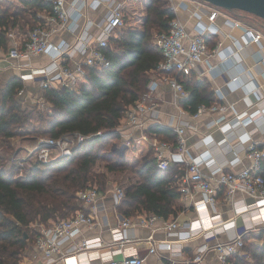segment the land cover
Instances as JSON below:
<instances>
[{
	"label": "built area",
	"instance_id": "built-area-1",
	"mask_svg": "<svg viewBox=\"0 0 264 264\" xmlns=\"http://www.w3.org/2000/svg\"><path fill=\"white\" fill-rule=\"evenodd\" d=\"M50 3L49 11L37 13L39 20L28 33L16 35L8 31L6 37L8 45L4 49L0 46V54L5 60L17 61L15 69L19 73L22 82L37 83L39 88H70L77 89L79 81L88 69H102L109 65V59L105 48L111 36L117 34V30L125 24L124 9L127 0H114V4L107 5L104 0H43ZM196 6L202 4L211 5L208 14V23H199L196 33L190 36L184 26L174 16L169 21V30L155 32L152 43L158 47L163 55L158 69L163 71L164 80L169 85L180 113L184 108L179 100L186 98L189 91L178 81L177 74L190 75L193 71L202 74L198 63L203 56H211L216 53L218 47L209 48L205 36L209 33H217L218 28L214 25L215 18L223 11L203 0H185ZM170 7L175 10V0H168ZM105 5L106 12L97 19L88 15L89 9L96 10ZM224 23L229 26L244 27L238 20L226 18ZM92 28L97 31L91 32ZM66 31L73 36L72 41L62 39L58 43L52 41V36L59 31ZM247 43L260 45L261 34L251 32L244 28ZM219 46V45H218ZM46 54L48 61L35 64L34 61L41 55ZM77 56L80 59L76 58ZM224 58L225 57L224 55ZM173 73V74H172ZM157 83L150 80L147 90L134 103L129 105L119 119L117 131L121 138L129 135L135 129L141 132L138 139L145 140L152 148L156 166L162 170L177 165L183 174L178 178L180 200L187 208L195 213V218L180 222L172 218H163L154 214H142L138 216L124 217L112 231L110 241H104L100 236L84 238L77 242L75 249L71 252H63L62 246L65 242L78 235L81 225L94 227L99 224L98 214L106 205L103 200V191L91 186L76 192L81 203L79 209L65 218H58L44 223H35L38 235L32 246L31 259L34 264H79L80 253L85 251H97L98 253H110L113 257L108 264H143L145 258L140 256L136 250L127 251L123 249L126 242L131 241L125 233L127 227L138 225L152 227L156 220L162 222L165 231L164 239H156L153 234L148 235L144 241L147 244L149 254H157L159 258L167 261V264H198L206 253L212 251L216 254L219 264H230L232 255H243V236L245 232H238L232 239L218 240L215 228L223 230L237 227V218L244 212L254 211L251 219L264 221V176L261 173L264 162V138L260 141H251L247 134L239 135V140L246 144L245 156L249 165L237 172L224 171L221 167L212 169L207 175L201 171L203 164L212 161L211 154L203 151L191 155L187 146L186 129H196L193 124L187 126H171L175 134L173 143L158 139L155 135L149 136L145 133L147 116L153 111L158 102L154 98L153 91ZM24 87L18 91L21 95ZM221 109L217 103L207 105L200 103L194 112H189L192 119H197L203 112L214 113ZM264 111V110H263ZM263 111L253 113H235L231 121L232 125L250 123L252 120H264ZM224 120L223 115L217 116L210 125L219 126ZM170 127V126H169ZM130 131V132H129ZM83 136H64L60 138L42 137L36 145L38 161L47 164L51 160L69 156L76 144L83 140ZM128 139V138H127ZM205 144L212 141L211 134L202 137ZM128 141V140H127ZM225 140H220L219 143ZM76 142V144H75ZM129 142V141H128ZM234 158L231 163H235ZM222 194V201L233 205L235 192H242L252 198L250 204L244 206H232L233 217L223 219L222 214L217 211L219 202L218 193ZM198 195H200L198 197ZM125 196L124 188L115 185L112 191V202L118 206ZM194 232V233H193ZM198 233L204 242L197 246L192 254H187L182 246H174L175 242H184ZM215 240L214 242H211ZM30 247V248H31ZM166 253V254H165ZM122 254L121 258L115 255ZM182 259L179 260L178 258ZM27 255L23 254L20 264ZM29 258V257H28Z\"/></svg>",
	"mask_w": 264,
	"mask_h": 264
},
{
	"label": "trees",
	"instance_id": "trees-1",
	"mask_svg": "<svg viewBox=\"0 0 264 264\" xmlns=\"http://www.w3.org/2000/svg\"><path fill=\"white\" fill-rule=\"evenodd\" d=\"M19 1L31 10L27 16L32 27L39 22L37 13L51 8L43 0ZM7 2L0 0V46L4 49L8 45L6 33L18 27L23 18L10 12ZM225 11L255 16L237 9ZM174 16L168 0H150L145 17L131 24L125 22L111 36L105 48L107 67L88 69L77 89L41 90L51 112L34 111L31 105V110L22 108L18 91L23 82L18 75L0 83V144L19 136L21 127L29 126L30 132L42 137H84L71 155L57 157L42 167L38 162L25 175H17L0 156V264H20L38 235L33 224L68 217L81 206L76 192L94 184L105 191L109 172L128 170L136 176L124 188L125 196L117 206L124 217L154 214L169 218L181 209L177 180L183 170L177 165L158 168L152 148L142 139H129V145L120 153L112 150L114 143H123L117 127L125 109L147 90L155 74L164 73L158 69L163 55L152 43V30L168 31ZM210 35L205 36L207 44ZM176 77L189 91L180 101L185 110L194 112L200 103L217 102L208 81L196 79L193 74L179 73ZM34 116L39 119L37 124H33ZM145 133L175 141L173 129L158 122L147 125ZM98 162H103L104 172L95 171ZM261 173L264 176V162ZM243 249V255L230 257V264H264V228L244 235Z\"/></svg>",
	"mask_w": 264,
	"mask_h": 264
},
{
	"label": "crops",
	"instance_id": "crops-1",
	"mask_svg": "<svg viewBox=\"0 0 264 264\" xmlns=\"http://www.w3.org/2000/svg\"><path fill=\"white\" fill-rule=\"evenodd\" d=\"M150 0H127L125 9L143 8L147 6ZM109 6L114 4V0H104ZM174 14L177 20L184 26L187 33L192 36L196 33V27L199 23L207 24L208 14L212 9L211 5L205 3L199 7L185 0H175ZM105 5H101L96 10L89 9L88 15L91 18H98L106 12ZM225 17L238 20L244 27L229 26L224 23ZM125 19V18H124ZM126 22V20H125ZM128 23V22H126ZM131 24V22H129ZM214 25L218 28L217 33L211 34L208 40L209 48L218 47L216 53L211 56H203L198 63V68L202 74L198 75L195 71L191 74L195 75L196 79L206 80L210 83L213 94L217 99V103L221 109L217 112H203L197 119H192L189 116V111L184 110L180 113L177 107L176 100L174 99L169 85L164 80L162 74H155L152 77L157 83L153 91L154 98L158 104L156 108L151 111L147 118L146 125L151 123H161L166 126H187L193 124L196 129H186L185 138L190 154L195 155L203 151H208L211 154L209 164H203L201 171L204 174L210 175L215 167H221L224 171L237 172L249 165V160L245 156L246 144L239 140V135L247 134L251 141H260L264 138V120L254 121L245 125L237 124L232 125L231 121L235 113H253L255 111L264 110V31L259 30L261 33L260 45L256 43H247V36L244 33V28L249 26L241 21L238 17L230 12H222L214 20ZM248 26V27H247ZM16 35L21 32L18 27L9 30ZM96 28H92L91 32L94 33ZM22 33V32H21ZM20 35V34H19ZM54 43L60 42L62 39L72 41L73 36L66 31H59L52 36ZM219 45V46H218ZM225 57L227 58H224ZM76 58L80 59L79 56ZM48 61V56L42 54L34 61L35 64H41ZM17 61L5 60L0 54V83H3V74L13 73L18 75L15 69ZM26 86L29 88V95L37 94V83L28 81ZM28 91V92H29ZM181 100H179L180 103ZM264 116V111H263ZM223 115L224 120L219 126L210 125L212 120L217 116ZM130 132V131H129ZM211 134L212 141L205 144L202 140L203 135ZM141 132L134 130L128 136L122 138L124 140L138 139ZM128 138V139H127ZM225 140L219 143L220 140ZM237 158L235 163L231 161ZM114 184L108 182L107 188L103 190V200L106 207L98 214L99 224L94 227L81 225L79 233L73 239L65 242L62 246L63 252H71L75 249L77 242L84 238L100 236L104 241H110L111 233L117 228L118 223L124 216L117 210L112 202V191ZM200 195H198L199 197ZM219 202L217 211L222 214L223 219H230L233 217L232 206H244L252 202V198L242 192H235L233 195V205L227 204L222 201L221 192L218 193ZM179 206L181 209L176 216H171L169 219L175 218L180 222L187 219L195 218V213L191 208H187L186 204L179 199ZM254 211L244 212L237 218V227L223 230L220 227L215 228L218 240L224 241L232 239L238 232H245V235L256 233L259 229L264 228V221L261 219H251ZM152 227H143L138 225H131L126 228L125 233L131 241L126 242L123 246L124 250L136 252L145 258L143 264H163L165 261L159 258L157 254H149L147 252V244L144 239L153 234L156 239H164L165 231L162 227V222L156 220ZM194 233V232H193ZM215 240L211 241L214 242ZM202 236L198 233L194 234L190 239L184 242H175L174 246L181 245L185 253L192 254L197 246L203 243ZM33 247L25 251L27 258L23 259V264H34L35 261L31 259ZM166 254V253H165ZM79 264H108L112 259V255L108 252L98 253L95 251H85L80 253ZM122 254L115 255L116 258H121ZM29 257V258H28ZM179 260L182 258L179 257ZM55 264H63L57 262ZM198 264H219L217 256L214 252L210 251L205 254L204 259Z\"/></svg>",
	"mask_w": 264,
	"mask_h": 264
},
{
	"label": "rangeland",
	"instance_id": "rangeland-1",
	"mask_svg": "<svg viewBox=\"0 0 264 264\" xmlns=\"http://www.w3.org/2000/svg\"><path fill=\"white\" fill-rule=\"evenodd\" d=\"M150 2V1H149ZM6 6L10 9V12L12 13H18L21 17H23L19 22V30L22 32H19V34L24 35L28 33L30 29L33 27L31 26V20L27 16V13H31L30 9H26V6H24L21 1L19 0H8L7 3H5ZM138 7L135 9L126 10L124 13V18L126 22H134L136 20H140L141 18L146 16V6L143 8ZM215 8L219 9L220 11H223L225 13H228L223 8L215 6ZM240 12V11H235ZM233 14V13H230ZM245 14V13H244ZM242 12L241 13H235L233 15L237 16L241 21L246 23L248 26V30L251 32H258L264 31V19L257 17V16H246ZM243 16V17H242ZM25 17V18H24ZM260 30V32H259ZM156 31L152 30V36ZM18 34V35H19ZM261 34V33H260ZM262 36V35H261ZM13 75V73L3 74V84ZM37 87V94L36 97L34 95H29V87L26 86V83L23 84L24 92L19 95L21 97V105L23 109L30 108V105L33 107L32 109L34 111H40V112H51L50 104L46 102L45 99L40 95L41 88ZM29 88V89H28ZM29 91V92H28ZM38 117H33V124H37ZM31 126L29 127H21V134L19 136H15L12 139H9L8 141H4L0 144V156L7 164V167L10 166L15 172H17V175H25L30 172L29 170L33 167H36V164H38V157L36 153V145L38 143L39 138H42V136L35 134L33 132H30ZM123 143H114L112 145V150L115 153H120L124 150L126 146L129 145V142L127 140L122 139ZM9 142V143H8ZM76 144V142H75ZM52 161V160H51ZM50 161V162H51ZM48 162V163H50ZM42 167L43 165H38ZM96 172H104V166L103 162H98V164L95 167ZM106 182H110L114 185L120 186L122 188H126V185L130 182H133L136 179V176L128 170L124 171H116V172H109L106 173ZM96 186V184H94ZM58 219V218H57ZM60 219V218H59ZM56 220V219H55ZM261 229H259L257 232H259ZM243 252L244 249H243ZM163 264H166L164 262Z\"/></svg>",
	"mask_w": 264,
	"mask_h": 264
},
{
	"label": "water",
	"instance_id": "water-1",
	"mask_svg": "<svg viewBox=\"0 0 264 264\" xmlns=\"http://www.w3.org/2000/svg\"><path fill=\"white\" fill-rule=\"evenodd\" d=\"M225 10H242L264 19V0H203Z\"/></svg>",
	"mask_w": 264,
	"mask_h": 264
}]
</instances>
